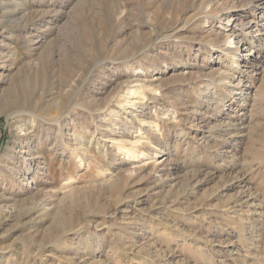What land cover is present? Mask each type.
Returning <instances> with one entry per match:
<instances>
[{
  "label": "rangeland",
  "instance_id": "374dc122",
  "mask_svg": "<svg viewBox=\"0 0 264 264\" xmlns=\"http://www.w3.org/2000/svg\"><path fill=\"white\" fill-rule=\"evenodd\" d=\"M252 1L0 0V264H264V30L246 25L264 8ZM250 52L236 78L220 74ZM132 72L160 93L124 110ZM139 104L162 118L139 144H161L155 167L124 154Z\"/></svg>",
  "mask_w": 264,
  "mask_h": 264
},
{
  "label": "bare ground",
  "instance_id": "6f19581e",
  "mask_svg": "<svg viewBox=\"0 0 264 264\" xmlns=\"http://www.w3.org/2000/svg\"><path fill=\"white\" fill-rule=\"evenodd\" d=\"M252 5H253V8L255 7V8H260V9H263L264 8V0H253L252 2ZM120 8V7H119ZM121 9V8H120ZM118 10V9H117ZM122 11H123V9H122ZM123 16V15H122ZM205 16L206 15H202V16H200L198 19H203V18H205ZM260 18V20L259 21H254V20H251V21H249V22H247L246 23V25H247V27H248V29H250V28H254V27H260V31H261V29H263L264 30V16H259L258 17V19ZM206 19V18H205ZM257 19V20H258ZM231 21H229V23H230ZM229 25V24H228ZM234 27H232L231 29H230V33H231V35H233L234 34V31H235V28L237 27V25H233ZM179 30V29H178ZM257 31H259V29H256ZM255 30V31H256ZM176 32H177V30H175ZM254 31V32H255ZM176 32H170V33H162L160 36H161V40L162 39H166V40H171V39H173V38H175L176 37ZM180 32V31H179ZM250 32H252V30H250ZM157 33H159V32H157ZM260 34V33H259ZM229 37V36H228ZM252 52H250V53H246L244 56L245 57H247V58H243V64H241L240 63V61L238 60L237 61V65L235 64V65H233V64H228V65H226V68H223V69H220V74H223L225 77H227V78H231V79H234V78H236V75L234 74L235 72H243V70H245V69H247V66L249 65H247V63H251V64H253L255 61L254 60H252L251 59V57L250 56H252ZM228 56V55H227ZM234 60V59H233ZM241 65V66H240ZM245 68V69H244ZM260 68V67H259ZM152 70H149L148 72H146V73H149L150 74V72H151ZM133 74L131 75V77H134V80L133 81H136V83H134L133 81H132V83H134V85H132V86H129V87H127L128 89L126 90V92H125V94H123L121 97L124 99L123 101L121 100V101H118V105L119 106H121V108L122 109H126L127 107H137L136 105L138 104V103H141V102H139V99H142V98H146V94L144 93L145 91L146 92H148V94L147 95H149L150 96V99L151 100H153V101H155V99L159 96V93L160 92H158L159 91V88H161V87H152L150 84H147L146 82H144V81H142V79H140L141 78V74H139V73H135V72H132ZM145 73V74H146ZM219 74V73H218ZM151 75V74H150ZM149 75V76H150ZM46 77V76H45ZM160 78L158 77V79H156L157 81H160L159 80ZM76 80V79H75ZM147 80V79H146ZM149 80V79H148ZM239 80V79H238ZM243 80V79H242ZM242 80L240 79V81L237 83V84H234L235 85V87H240V86H245L246 87V89L248 88V84H245V83H243L242 82ZM153 82V81H152ZM231 83L232 82H234V81H230ZM76 83V82H75ZM151 83V82H150ZM83 85V84H82ZM150 85V86H149ZM38 86V85H37ZM71 86H72V84H71ZM158 86V85H157ZM230 86V85H229ZM49 87V86H48ZM234 87V88H235ZM45 88V87H44ZM43 89V88H42ZM236 90V88L235 89H232V92L233 91H235ZM38 91V90H37ZM143 91V92H142ZM11 92H13V91H11ZM10 92V93H11ZM81 92V91H80ZM241 93V92H240ZM9 94V93H8ZM120 96V95H119ZM19 97H20V94H18L17 92H15V93H13L10 97H8V98H10L11 100V103H13V102H15V99H19ZM8 98H6V100H8ZM116 98V97H115ZM118 98V97H117ZM122 98H120V99H122ZM18 101V100H17ZM39 101V100H38ZM121 102H122V104H121ZM113 103V102H112ZM112 103H110L109 104V106H106V110L107 109H109L111 106L110 105H112ZM117 105V104H116ZM117 105V106H118ZM139 105H143V106H138L141 110H140V112H138V114L137 115H135V118L137 119L138 118V120L140 121L139 123H140V125L141 126H139L138 127V132L136 133V137H137V140H135L134 142L135 143H133L132 142V148L130 147V148H128V147H125V151H124V154H126V155H128L130 158H131V163H136V161H148V162H151L152 163V165L155 167V165H157V162H158V160H159V158L160 157H162L163 156V152H164V150H163V148H160L159 147V145H161V144H157V147H156V151H155V153L154 154H151V153H147V152H142L141 153V151H140V149H139V144H141V145H145V142H143L144 140V138H145V136H144V134H145V132L147 133V131H146V126H148L150 129L152 128V127H154V128H158L159 127V122L158 121H152L151 120V118L150 117H153V116H155V117H157V119L158 120H160V119H162L161 117H160V115H158V113H154L152 110H150V106H144L145 104H139ZM113 106V105H112ZM110 110H111V108H110ZM121 110V109H120ZM112 111H114V110H112ZM118 112V111H117ZM131 113H132V111H131ZM160 114V113H159ZM132 115V114H131ZM247 114L246 113H242V116H241V118L242 119H247V116H246ZM12 117H15V116H13L12 115ZM33 118V120H32V122H35V117H37V116H32ZM132 117H133V115H132ZM127 118V117H126ZM68 118L65 116V114H63L62 116H60V117H58L57 116V118H55V119H53V121L52 122H56L59 126H61V127H64L63 126V121H65V120H67ZM130 119V118H129ZM127 120V119H126ZM14 121V120H13ZM47 121V120H46ZM67 123V122H66ZM225 123V122H224ZM234 123V122H233ZM237 123V122H236ZM65 124V123H64ZM244 125V124H243ZM58 126V127H59ZM219 126V125H218ZM217 126V127H218ZM222 126V125H221ZM34 127V126H33ZM233 127H234V125H233ZM238 127V126H237ZM231 129V126H230V123H228V122H226L224 125H223V127L221 128V132L222 131H227L228 129ZM64 129V128H63ZM143 129V130H142ZM145 129V130H144ZM148 129V128H147ZM229 129V130H230ZM236 129V128H235ZM27 130V129H26ZM129 130V129H128ZM220 130V129H219ZM234 130V129H233ZM35 131V130H34ZM183 131V130H182ZM215 131V130H214ZM235 132L234 133H236V130H234ZM62 132V131H61ZM126 132V131H125ZM219 132V131H218ZM233 132V131H232ZM223 133V132H222ZM230 133V132H229ZM24 134H27V132L26 133H24ZM129 134V133H128ZM221 134V133H220ZM226 134V133H225ZM231 134V133H230ZM237 135V134H236ZM227 141V140H226ZM144 143V144H143ZM128 144V143H127ZM130 144V143H129ZM122 147V146H121ZM141 147V146H140ZM165 153V152H164ZM79 156V155H78ZM83 161V160H82ZM23 163L24 164H26V166H27V168H29L30 169V163H29V161H23ZM164 163V162H163ZM151 165V166H152ZM161 167V166H160ZM163 167V166H162ZM140 169H142V168H140ZM163 170V169H162ZM160 171V170H159ZM160 173V172H159ZM248 206V205H247ZM241 212L243 213V215L244 214H248V215H251L252 214V210L250 209V207H248L247 209H244V210H241ZM90 214V213H89ZM93 214V213H92ZM239 215V214H238ZM235 218V217H234ZM85 222V221H84ZM79 230V229H78ZM81 230V229H80ZM60 237V236H59ZM47 247V246H46ZM45 247V248H46Z\"/></svg>",
  "mask_w": 264,
  "mask_h": 264
}]
</instances>
